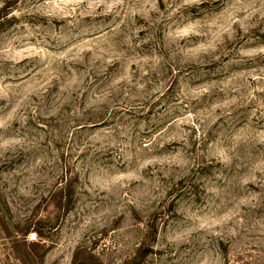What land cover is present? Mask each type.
I'll list each match as a JSON object with an SVG mask.
<instances>
[{"label": "rangeland", "instance_id": "rangeland-1", "mask_svg": "<svg viewBox=\"0 0 264 264\" xmlns=\"http://www.w3.org/2000/svg\"><path fill=\"white\" fill-rule=\"evenodd\" d=\"M29 247L264 264V0H0V264Z\"/></svg>", "mask_w": 264, "mask_h": 264}, {"label": "trees", "instance_id": "trees-1", "mask_svg": "<svg viewBox=\"0 0 264 264\" xmlns=\"http://www.w3.org/2000/svg\"><path fill=\"white\" fill-rule=\"evenodd\" d=\"M38 238L40 239L38 243H35L34 246L40 245L42 240V235L37 231ZM17 252L16 257L17 260H19L22 264H44L46 253L39 254L36 250H34V247L32 249L25 248L24 254Z\"/></svg>", "mask_w": 264, "mask_h": 264}]
</instances>
